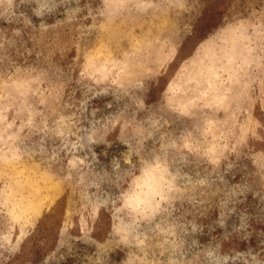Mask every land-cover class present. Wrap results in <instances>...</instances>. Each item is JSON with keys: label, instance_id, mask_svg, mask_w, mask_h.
<instances>
[{"label": "rangeland", "instance_id": "rangeland-1", "mask_svg": "<svg viewBox=\"0 0 264 264\" xmlns=\"http://www.w3.org/2000/svg\"><path fill=\"white\" fill-rule=\"evenodd\" d=\"M0 264H264V0H0Z\"/></svg>", "mask_w": 264, "mask_h": 264}]
</instances>
